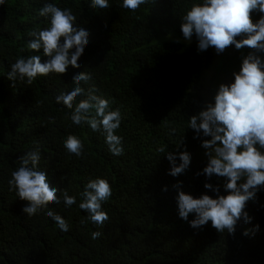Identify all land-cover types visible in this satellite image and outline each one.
I'll return each instance as SVG.
<instances>
[{
    "label": "trees",
    "instance_id": "16d2710c",
    "mask_svg": "<svg viewBox=\"0 0 264 264\" xmlns=\"http://www.w3.org/2000/svg\"><path fill=\"white\" fill-rule=\"evenodd\" d=\"M45 2L6 0L0 6V264H264V187L247 203L252 220L239 222L234 235L218 233L210 221L193 229L178 216L172 187L177 181L194 197L215 195L204 188L205 182L221 186L224 194V178L197 175L207 163L191 160L184 174L173 177L165 155L187 150L193 157L202 140L210 139L194 138L195 131L187 127L189 118L212 100L205 70L218 56L212 47L199 52L195 35L191 41L182 35L181 18L194 0H150L134 12L123 8L122 0H110L107 9L92 7L89 0H49L70 7L76 26L90 29L80 63L31 84L12 81L7 73L16 59H47L42 50L27 48L30 33L48 26L38 16ZM258 18L255 14L254 20ZM77 71L93 76L82 87L94 85L111 108L120 109L117 133L123 137V155L110 153L101 133L74 125L72 109L56 103V95L75 85ZM173 128L176 132L170 135ZM70 134L84 143L79 157L63 146ZM37 148L39 167L57 187V195L65 190L76 197L71 207L62 197L60 203H48L67 220V232L47 216V208L34 216L23 213L28 202L10 190L8 180L20 166L19 158ZM97 177L113 188L102 205L109 216L103 227L79 208L84 187ZM165 185L167 191L162 190ZM93 231L102 236L93 240Z\"/></svg>",
    "mask_w": 264,
    "mask_h": 264
},
{
    "label": "clouds",
    "instance_id": "9594fccd",
    "mask_svg": "<svg viewBox=\"0 0 264 264\" xmlns=\"http://www.w3.org/2000/svg\"><path fill=\"white\" fill-rule=\"evenodd\" d=\"M89 2L97 9L110 7V0ZM149 2L122 0L121 6L134 12ZM4 5L6 0H0V6ZM255 14H259V18L254 20ZM38 16L43 17L48 26L30 33L32 39L27 48L37 53L42 50L47 59L42 62L41 55L16 59L7 73L12 81L31 84L50 73H66L69 66L79 65L78 58L89 43L90 29L85 25L76 26L77 16L70 7L61 8L46 0ZM180 27L185 40L191 41L195 35L199 52L212 47L219 55L229 46L251 50L242 57L239 70L232 74L233 79L220 83L212 100L192 115L187 125L195 131L194 138L210 137L202 140L208 162L197 175L202 174L208 180L214 175L224 178V194H221V186L210 182H205L204 188L215 195L205 192L198 197L183 191L182 181L172 185L177 192L178 216L191 228H203L210 221L218 233L234 235L239 222L252 220L246 210L247 203L255 201L258 191L264 187V0H194L183 14ZM92 79L89 72H74L75 85L56 95L55 101L72 109L70 119L74 125L87 126L101 133L109 152L121 156L123 137L117 133L123 119L121 111L111 108L107 98L97 95L94 85L88 89L82 87L81 82L87 84ZM81 96L84 98L77 102ZM175 132L173 128L169 134ZM63 146L77 157L84 149L83 141L74 134L67 136ZM158 151L165 153L164 148ZM165 155L170 162L169 175L177 177L189 169L192 160L189 151H168ZM19 159L20 166L12 171L8 184L17 197L28 202L23 213L34 216L47 208V216L60 231L67 232L70 227L67 220L49 208L48 203H60L62 197L63 204L71 207L76 204V197L65 190L57 195V187L50 184L46 171L39 167L41 153L38 148ZM162 190L167 191L168 187L165 185ZM112 193L113 188L105 178L97 177L87 182L79 208L88 214L93 224L103 227L109 221L102 205ZM190 215L194 216L191 220ZM258 230L257 224L253 234ZM243 234L249 235V230ZM101 236V231L92 232L93 240Z\"/></svg>",
    "mask_w": 264,
    "mask_h": 264
},
{
    "label": "rangeland",
    "instance_id": "374dc122",
    "mask_svg": "<svg viewBox=\"0 0 264 264\" xmlns=\"http://www.w3.org/2000/svg\"><path fill=\"white\" fill-rule=\"evenodd\" d=\"M249 51L251 50L247 47L237 50L234 46H229L223 53L219 54L217 59L214 60L210 67L205 70L207 73V81L212 84L211 99L213 98L219 84L227 83L233 72L239 70L242 57L247 55ZM210 80H212L214 84ZM206 102L207 99H204V103ZM205 151L206 150L203 147L195 151L192 160H194V162L207 163L208 157L205 155Z\"/></svg>",
    "mask_w": 264,
    "mask_h": 264
}]
</instances>
